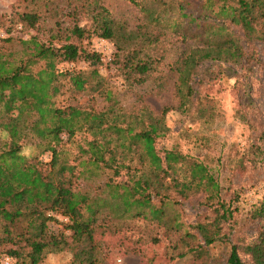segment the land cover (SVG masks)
<instances>
[{"label": "rangeland", "instance_id": "obj_1", "mask_svg": "<svg viewBox=\"0 0 264 264\" xmlns=\"http://www.w3.org/2000/svg\"><path fill=\"white\" fill-rule=\"evenodd\" d=\"M67 1L0 0V46H5L4 50L10 49L15 63L24 56V42L28 39L34 38L44 45L57 47L62 40H57L56 36L65 35L66 28L73 22L83 27L90 25L87 13L76 10V14H71L76 2ZM163 1L168 0H98L110 13L115 42L119 47L134 45L135 42L125 41L122 37L131 35L138 23L159 12ZM202 3L203 0H192V10L198 12ZM171 9L164 15L175 18V25L163 24V40L145 50L156 62L147 79L141 83H130L115 68L112 59L120 48L116 49L114 40L94 36L75 40L82 48L98 52V61L57 62L55 67L82 73L89 81L84 83L86 91L77 94L71 85L68 86L66 76L59 77L64 86L50 99L54 106H79L90 113L85 120L75 122L74 127L76 123L80 127L71 137L60 133L55 145L61 152V159L68 164L76 163L77 159L85 161L89 154H80L78 147L86 146L92 137L99 138L95 127L101 131H108L112 123L135 127L134 118L142 114V109L155 114L165 107L168 110L163 121L168 129L162 137L155 139L154 147L158 154L175 147L183 154L203 160L218 180L220 196L236 210L231 218L221 222L222 235L210 244H204L193 227L199 219L214 214L199 196L164 204V222L174 225L175 218L181 224L175 229L135 218L119 220L88 237L81 231L72 233L64 229V218L56 214L57 221L49 222V229L63 237L66 249L47 254L39 264H68L73 251L90 246L95 247L103 264H225L232 242H248L255 239L258 231L264 232V217L252 218L256 205L264 201V44L255 42V52L250 56L244 43L238 40L237 27L230 26L222 32L212 29L205 35L202 22L201 28H197L182 18L175 6ZM27 11L38 14L36 29L20 24L18 16ZM181 30L186 35L185 39L180 38ZM7 36L11 41L5 44L2 39ZM232 47L236 55L230 57L227 53ZM194 48H208L213 56L196 65L189 82L191 96L186 107L180 110L173 91L174 71L169 67L173 66L180 53ZM219 53L225 58H217ZM42 64L38 61L31 65V72L34 73ZM17 105V95L0 84V116H14ZM4 137L0 132V139ZM44 145V140H39L29 131L20 152L44 168L50 157L49 151H42ZM101 171L89 162L77 165L78 174L73 186L91 197L98 194L97 199L103 198L105 205L101 206V211H104L101 213L107 214L108 208L109 211L115 209V202L102 187L106 175L111 174ZM110 177L114 182L126 179L123 170ZM45 213L50 212L46 210ZM151 237L156 240L152 241ZM8 247L10 244L0 242V257ZM182 251L184 256L178 257L177 253ZM238 254L245 264H250L247 254L241 251ZM14 262L15 258L12 264Z\"/></svg>", "mask_w": 264, "mask_h": 264}, {"label": "trees", "instance_id": "obj_2", "mask_svg": "<svg viewBox=\"0 0 264 264\" xmlns=\"http://www.w3.org/2000/svg\"><path fill=\"white\" fill-rule=\"evenodd\" d=\"M69 1L76 2L71 14H76V10L87 13L90 19L88 27L73 22L66 28L65 35L56 36L57 40H62L57 47L44 45L34 38L28 39L24 42L25 57H19L17 63L10 49L4 50L5 46H0V84L7 86L18 98L16 114L0 116V132L5 136L0 139V242L10 244L0 259L8 257L9 264H12L13 258L14 264H39L47 254L65 250L67 244L63 237L49 229V222L57 221L56 214L64 218V229L72 233L81 231L88 237L119 220L135 218L148 219L166 229H175L181 224L175 218L174 225L164 222V204L177 203L180 198L193 196L203 199V203L214 213L211 217L199 219L193 227L204 244L217 240L222 235L221 222L231 218L236 207L230 208L220 196L218 180L203 160L183 154L175 147L158 154L154 142L168 129L163 121L167 108L155 114L142 109V114L134 118L135 127L115 123L108 131L95 127L99 138L92 137L86 146L78 147L80 154H89L85 161L77 159L76 163L68 164L61 159V152L55 145L59 134L64 132L68 138L71 137L74 130L80 127L77 123L85 120L90 111L72 105L57 107L50 98L64 86L59 77L66 76L68 86L71 85L77 94L86 91L84 83L89 81L82 73L58 70L55 64L77 60L98 61V52L82 48L75 40L92 36L114 40L116 49L120 48L112 59L115 68L130 83H141L147 79L156 62L145 50L163 40V24L175 25V18L164 15L173 6L188 24L194 23L197 28L202 25L205 35L212 29L222 32L230 26L237 27L238 40L244 43L251 56L255 52V42L264 44V0H203L196 13L191 8L192 0L163 1L159 12L138 23L131 35L122 37L125 41L135 42L130 47H119L115 42L110 13L98 0ZM18 18L21 25L36 29L39 18L36 12H23ZM179 35L186 38L183 30ZM2 40L8 44L11 37ZM220 54L217 58H225ZM227 54L235 56V48L232 47ZM212 56L208 48L189 49L180 53L173 66L169 67L174 71L173 91L180 110L186 107L191 96L189 82L196 65ZM38 61L43 64L32 73L30 67ZM29 131L45 141L42 151L50 152L47 167L42 168L36 160L20 152ZM104 155H107L106 158ZM86 162L95 164L101 172L109 171L105 172L107 174L117 175L123 170L126 175L123 182L112 181L111 175L105 177L102 187L115 202V209L109 211L107 207V214L101 213L104 212L101 206L105 205L103 198L97 199L98 194L91 197L73 186L78 174L77 165ZM46 210L50 213L46 214ZM261 217H264V201L258 203L252 212V218ZM151 240L156 239L151 237ZM238 251L249 256L250 264H264V232L258 231L255 239L248 242H232L225 264H245ZM184 254L182 251L177 256L183 257ZM77 263L103 264L93 246L78 248L70 254L68 264Z\"/></svg>", "mask_w": 264, "mask_h": 264}, {"label": "built area", "instance_id": "obj_3", "mask_svg": "<svg viewBox=\"0 0 264 264\" xmlns=\"http://www.w3.org/2000/svg\"><path fill=\"white\" fill-rule=\"evenodd\" d=\"M1 264H9L10 263V259L8 257H2L0 259Z\"/></svg>", "mask_w": 264, "mask_h": 264}]
</instances>
